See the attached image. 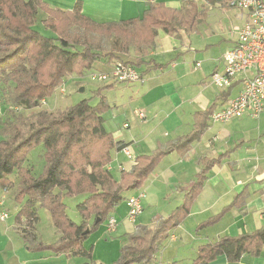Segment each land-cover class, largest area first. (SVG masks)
<instances>
[{"label":"trees","instance_id":"obj_1","mask_svg":"<svg viewBox=\"0 0 264 264\" xmlns=\"http://www.w3.org/2000/svg\"><path fill=\"white\" fill-rule=\"evenodd\" d=\"M153 1L147 0L149 6L141 17L98 23L81 12L79 2L72 10H61L50 8L43 0H0V81L8 85L5 109L37 107L67 76H83L99 60L107 68L117 61L132 64L141 76L166 66L147 58L158 30L174 37L180 32L190 34L206 22L209 6H228V0H204L202 4L187 0L180 8ZM39 9L47 14L43 25L51 35L34 28ZM130 50L134 52L132 59L128 58ZM114 82L103 83L94 96L64 109L16 116L8 137L0 138V189H12L13 200L19 204L15 219L25 224L21 230L30 249L80 255L89 260L81 264H104L92 260L84 240L128 198L123 192L141 187L165 156L183 153L199 139L216 105L215 100L205 110L196 111L188 132L159 143L150 154L137 155L133 168L120 169L115 177L108 168L112 153L121 151L127 143L116 140L104 127L102 114L109 105L103 91L111 89ZM230 93L229 88L220 97L227 99ZM96 96L98 101L92 103ZM38 145L43 147L44 164L36 174L24 163L28 152ZM227 155L226 151L200 158V168L181 202L167 216L157 217L153 228L130 234L129 243L120 247L117 264H151L159 243L190 213L209 169ZM73 195L85 196L76 206L80 223L69 218L63 200ZM246 196L245 192L237 194L221 211L200 222L196 231L216 224L230 209L242 207ZM36 206L49 211L54 227L61 233L57 241H37L27 230L38 220ZM263 247L264 226L199 244L189 264H211L221 255L229 262H238L245 254L258 257Z\"/></svg>","mask_w":264,"mask_h":264},{"label":"crops","instance_id":"obj_2","mask_svg":"<svg viewBox=\"0 0 264 264\" xmlns=\"http://www.w3.org/2000/svg\"><path fill=\"white\" fill-rule=\"evenodd\" d=\"M186 1L187 0H155L153 2L157 4L163 3L165 6L171 8H180ZM195 1L198 4L205 2L204 0ZM43 2H45V4L50 8L61 10H72L74 5L79 2L81 4V12L98 23L141 17L143 12L149 6L147 0H43ZM218 5L219 4H217V7H219ZM214 6L215 5L209 6V8H214ZM242 14H244L245 17V13L242 12ZM187 39V34L184 32H180L176 37H174L158 30L155 37V46L148 52L147 58H151L154 62L161 65L166 64V66L151 70L143 74L140 79L141 83L149 82L143 93V96L146 98L144 101L146 103V108L149 107L153 110V118L156 116L158 119L161 118L158 120V123H154V125H150L144 130L142 134L143 141H141V139L138 140V143L140 144V147L143 148L144 152L141 154H150L159 143H165L168 140L174 139L175 137L188 132L193 126V114L196 111L205 110L216 100V105L212 109L213 112L223 106L226 101V99L221 98L220 95L229 88L222 90L213 86L210 80L211 73L208 76L205 74L201 76V78L193 81L187 80L188 76H190V74H188L189 69L191 70L192 68V70H194V66L186 59L187 53H184V51L188 48L184 45V42ZM133 56L134 52L130 50L128 58L132 59ZM196 62L201 64L200 61H195V63ZM215 68H219V61L215 63L213 70ZM213 70L210 72H213ZM188 83H191L192 85H201L197 90V94L187 97ZM239 88V84L232 86L230 88L231 93L228 97L235 95ZM156 93L159 94L157 97H155ZM149 94L151 97L155 98H147V95ZM244 117L249 116L244 115L234 119L240 120ZM144 119L146 120V116ZM144 121L143 123L146 122ZM210 123L217 125L225 122L214 121L211 116H209L206 123V129L199 139L193 141L191 147L187 151L183 153L172 152L165 156L160 163L168 156V158L171 157L172 163L165 164L158 168V165H160L159 163L152 172L153 174L151 173L152 176H150V174L141 187L130 190L131 193L129 196L136 194L140 190L144 191L142 188L147 187L148 190L151 189L152 191L155 188L157 191L154 192L155 196L157 197L158 194L160 198L164 200L170 199L172 194H177L178 197H180L181 194V202L183 194L190 186L195 173L200 168V158L204 156L208 158L216 157L217 155L227 151L228 155L221 160V163L213 165L207 172V177L202 185V189L195 198L191 206L190 213L183 222L185 223L190 220L194 204L204 194V190L206 188L208 190L202 199L207 200V204L218 205V207L223 205L221 209L228 205L237 194L245 192L247 196L242 207L247 205V214L245 216H238L235 214V211L242 207L232 208L234 211L232 212V209L229 211L233 213V220L232 222L225 223L224 218L229 211L226 212L216 224L211 226V228L214 229V227L218 225L217 232L214 237H212V240L215 241L222 235L242 234L264 226V162H261L264 159L258 160L259 158H256L252 160L249 155L238 156L237 159L232 158L233 154L237 151V148H241L242 145L248 143L249 145L245 148V150L250 149V144L257 140L259 142L263 138L264 132H257L252 135L251 133L248 134V132L245 133L244 131L243 133L240 132L238 135H235L229 130L225 132L220 128L212 129ZM124 124H127L128 126H126V128H129L128 122L125 121L122 124L123 127H125ZM209 129L213 131L210 133ZM127 133L128 135L116 132L113 137L116 140L126 142L128 148L130 149L132 147L131 143L135 141L134 133L129 134V131ZM234 135L237 139L233 144L232 136ZM214 136L216 137L215 139H213ZM136 143L137 142H135V144ZM229 144L233 145L229 146ZM121 151H113L112 159L108 166L110 170L115 169L118 174L120 169L130 170L134 166L132 162L130 164L124 161V156L123 159L120 158V155L122 154ZM207 153L208 155H205ZM261 155L263 156L264 154ZM136 156L137 155H135V157ZM185 162L190 163L191 165L190 173L187 175V172L183 171L186 167H182L180 165ZM187 184L188 186L186 187ZM12 192V189H0V264H73L71 261L74 259V255L67 253L56 254L45 250H33L28 247V242L23 239V231L20 229L23 221L19 224L15 217L13 219L9 217L16 215L15 213H12L11 209H8V211L6 205L8 202H13ZM157 201H159V198ZM147 204H150V201L147 202ZM13 206L17 213L19 204L14 202ZM112 213L111 217L115 218L116 225L118 223V228L120 227L124 233V238L127 240L126 244L129 243L128 236L137 228L149 226L151 223L155 224V219L160 217L142 216L139 219V223L135 224L134 222L136 219L131 221L128 218V208L125 202L119 204ZM101 228H104L107 233L108 228L106 222L99 226L96 233H98ZM115 229L117 228L109 231L113 232ZM33 234L35 235L37 241H41V238L35 229ZM53 234L55 236V239L53 240L56 241L61 236V233L57 229L53 232ZM208 238L209 235L205 234V239L211 241V239ZM45 243L52 242L45 241ZM96 246L97 243L94 244L93 253L95 252ZM262 254H264V247L262 248L259 256H262ZM77 256L85 259L83 256L76 255V257ZM243 256L240 260H242ZM218 257L211 264H220L217 263L219 261ZM114 258L115 255L113 254L110 255V257L104 255L103 257H97L94 261L104 264H116L118 259L115 260ZM153 264H157V259Z\"/></svg>","mask_w":264,"mask_h":264},{"label":"rangeland","instance_id":"obj_3","mask_svg":"<svg viewBox=\"0 0 264 264\" xmlns=\"http://www.w3.org/2000/svg\"><path fill=\"white\" fill-rule=\"evenodd\" d=\"M218 6L219 7H217L216 4L214 8L209 9L206 22L199 27L198 31L187 34L188 39L184 42V45L188 48L184 51V53H187V61L194 66V70H192V68L191 70L189 69L188 74H190V76H188L187 78L188 81L199 79L205 74L208 76L210 73H212L210 71L213 70L215 63H217L218 61L219 68L222 67V56L234 44V41L236 40L238 35L239 27L245 21L244 14H242L239 9L221 4H219ZM46 17L47 14L39 9L36 16L34 28L43 34L51 35L50 30L46 29L43 25V19H45ZM195 61H200L201 64L198 67H195ZM99 62L101 64L105 63L103 60H99ZM100 63L96 61L93 69L86 71L83 76H67L65 80L61 82L60 86L55 89L54 93L50 97L41 100L39 105L32 109H25L24 107L19 106V110H6L3 104L6 103V93L8 90V85L0 81V138L8 137V135L12 131L13 122L16 116H31L38 110L46 109L48 111H55L57 109H64L65 107L73 105L80 100L94 96V91L101 85H103V83L113 82L112 79L105 82L94 81L90 79V73L92 72L109 71L111 69L102 66ZM148 83L149 82L141 83L140 80L132 83L115 81L114 86L111 89L103 91L105 100L109 105L107 110L102 114L105 119L104 127L107 130L111 131L113 135L116 132L124 133L125 135H128V131L129 134L134 133L135 141L131 143L132 147L130 148L131 157L127 156L124 151H121L123 155H120L121 159H123L124 156V161L130 164L132 162V158L135 157V155L144 153L143 148H141L140 144L138 143L139 139L143 141L142 134L144 130L147 129L148 126L154 125V123H158V120L161 119H158L157 116L153 118V110L149 107L146 108V103L144 102L146 98L143 96V93ZM81 86L83 87V90H80ZM200 86L201 85H192L191 83H188L187 97L197 94V90ZM158 95L159 94L156 93L155 97H157ZM155 97H151L150 94L147 95V98L150 99H153ZM97 101L98 97L96 96L92 99L91 102L96 103ZM135 109H142L145 113L146 120L138 118L135 115ZM125 121L129 123V128H126V126H122ZM143 121L145 123H143ZM210 124L212 126V129L220 128L225 132L229 130L235 135H238L240 132L243 133L244 131L245 133L248 132V134L251 133L252 135L257 132L263 133L264 111L258 117L249 116L244 117L240 120L233 118L226 121L225 123H219L217 125L212 123ZM209 130L210 133L213 131L211 129ZM235 135L232 136L233 144L237 139ZM215 138L216 137L214 136L213 139ZM135 142L137 143L135 144ZM233 144H229V146ZM248 145V143H245L241 148H237V151L233 154L232 158L237 159L238 156L249 155L252 160L256 158H259L258 160L264 159V155H261L264 154V136L259 142L257 140L250 144V149L245 150ZM205 155H208V153ZM168 157H166V159H164L160 163V165H158V168L165 164L172 163L171 157ZM43 160V147L41 145H38L28 152L24 165L31 166V168L36 171V174H38L43 169ZM261 162H264V160ZM180 165L182 167H186L183 170L187 172L186 175L190 173V163L185 162ZM111 173L115 177L119 176V174L116 173L115 169L111 170ZM152 174L150 176H152ZM187 186L188 184L186 185V187ZM142 189H144L146 197L142 199V212L135 218V224L139 223V219L142 216H167L172 211V209H174L180 202L181 194L180 197H178L177 194H172L170 196V199L165 200L161 199L157 194V197L159 198V201H157L158 198L154 194V192H157L155 188L153 191L151 189L148 190L147 187H143ZM207 190L208 189L206 188L204 190V194L194 204V209L192 211L190 220L186 221L185 223H183V220L177 227H175L176 230H170L168 237L164 238L159 243L158 251L155 254L154 260L151 264L156 262V259L157 264H189L195 258L196 250L199 244L210 241L205 239V234L209 235L208 239H211V241H213L212 237H214L215 233L217 232L218 225H216L214 229H212L211 226H208L196 231V225L198 223L204 221L218 211H221L220 209L223 206L221 205L220 207H218V205L207 204L208 201L202 199V197L206 195ZM130 193V191H125L123 192V196H126V198L130 197ZM84 197V195H73L63 198L64 202L67 205V214L69 218H71L76 223H80L82 219L76 206L84 199ZM149 201L150 204H147V202ZM14 202L15 201L13 200V202H11L12 204L8 202V204L6 205L7 210L11 209L12 213L16 214L15 208L13 206ZM123 202H125V200ZM231 211L233 212L234 210L232 209ZM231 211H229V213L224 218L225 223L232 222L233 213ZM36 214L38 220L35 223V227L33 226V228L27 230H30L33 233L35 229L39 234L41 241L44 243L45 241L55 242L56 240H53L55 239L53 232L56 230V228L51 221L49 211L44 207L36 206ZM235 214L238 216H245L247 214V205L235 211ZM9 217L13 219L15 216ZM110 217L111 216H109L107 220ZM107 220L105 221L106 224ZM21 225L22 226L20 227V229H22L25 224L22 222ZM115 225L113 227L117 229H115V231L113 230V232L109 231L112 229H108L106 233L105 229L101 228L99 232L96 233L98 231L97 228L95 231L91 232L84 240L83 245L86 246L85 248L91 250L92 247V260L96 259L97 257H103L104 255L110 257V255L113 254L115 255L114 259H118L116 261V264L118 263L120 256V247L125 245L127 240L126 238H124L125 236L122 229L120 227L118 228V223L116 226ZM154 226L155 224L151 223L149 226L139 227L137 229L141 232H144L145 230H143V228L151 229ZM96 243L97 246L95 248V252L93 253V247ZM74 256V259H72L71 261V263L73 264H81L84 261H89L87 258L83 259L79 256ZM218 258L219 261L217 263L220 264H264V254L258 257L245 254L242 260H239L238 262H229L223 256H220Z\"/></svg>","mask_w":264,"mask_h":264},{"label":"built area","instance_id":"obj_4","mask_svg":"<svg viewBox=\"0 0 264 264\" xmlns=\"http://www.w3.org/2000/svg\"><path fill=\"white\" fill-rule=\"evenodd\" d=\"M228 6L245 13V21L239 27L234 45L223 54L222 67L213 70L210 80L222 90L235 84H239L240 88L226 99L223 106L211 113V118L219 122L244 115L258 117L264 111V0H228ZM194 65L198 67L200 64L196 62ZM90 79L132 83L140 80L141 75L132 64L117 61L109 71L90 73ZM134 111L138 118H145L142 110ZM122 151L131 157L128 146ZM132 164H135V157ZM144 197L145 192L141 190L125 200L131 221L142 212L141 200ZM115 224V218L110 217L106 225L108 229H113Z\"/></svg>","mask_w":264,"mask_h":264},{"label":"water","instance_id":"obj_5","mask_svg":"<svg viewBox=\"0 0 264 264\" xmlns=\"http://www.w3.org/2000/svg\"><path fill=\"white\" fill-rule=\"evenodd\" d=\"M80 90H83V87H82V86L80 87ZM87 231H88V230H85V232H87Z\"/></svg>","mask_w":264,"mask_h":264}]
</instances>
